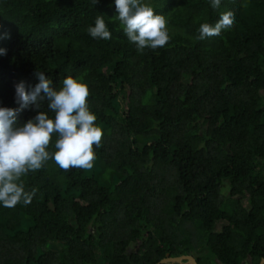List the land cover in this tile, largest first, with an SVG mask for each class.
Here are the masks:
<instances>
[{
	"label": "trees",
	"instance_id": "16d2710c",
	"mask_svg": "<svg viewBox=\"0 0 264 264\" xmlns=\"http://www.w3.org/2000/svg\"><path fill=\"white\" fill-rule=\"evenodd\" d=\"M143 2L170 40L141 53L115 0H0V107L19 109L15 85L31 90L37 71L57 88L71 75L103 130L93 168L50 159L22 177L30 204H0V264H157L203 247L216 261L200 264L264 257V0ZM226 11L233 27L198 39ZM98 15L109 40L87 31Z\"/></svg>",
	"mask_w": 264,
	"mask_h": 264
},
{
	"label": "clouds",
	"instance_id": "9594fccd",
	"mask_svg": "<svg viewBox=\"0 0 264 264\" xmlns=\"http://www.w3.org/2000/svg\"><path fill=\"white\" fill-rule=\"evenodd\" d=\"M97 2L93 0L95 5ZM220 4L221 0H211L213 8ZM115 8L125 35L141 53L145 48L155 50L169 42L166 19L143 0H115ZM234 23V13L226 11L215 25L201 23L198 39L220 36ZM87 31L94 39H111L103 15H98L94 26H89ZM6 53L5 48H0V55ZM36 75L39 83L31 90L24 81L15 85L19 109L0 107V204L5 208L32 202L37 190L26 191L22 182V177L29 172L42 169L50 159L65 171L91 169L95 160L93 146H101L103 130L96 125L97 117L89 108L87 84L68 75L57 88L45 72L37 71ZM45 99L54 116L49 111H40L33 119L16 126L20 110L31 104L39 107ZM54 134L55 151H49Z\"/></svg>",
	"mask_w": 264,
	"mask_h": 264
},
{
	"label": "water",
	"instance_id": "95a60500",
	"mask_svg": "<svg viewBox=\"0 0 264 264\" xmlns=\"http://www.w3.org/2000/svg\"><path fill=\"white\" fill-rule=\"evenodd\" d=\"M157 264H199L196 258L191 254H181L178 256H172L167 253L166 257L161 259ZM259 264H264V257Z\"/></svg>",
	"mask_w": 264,
	"mask_h": 264
},
{
	"label": "rangeland",
	"instance_id": "374dc122",
	"mask_svg": "<svg viewBox=\"0 0 264 264\" xmlns=\"http://www.w3.org/2000/svg\"><path fill=\"white\" fill-rule=\"evenodd\" d=\"M224 184H225V185L223 186L222 189H223V192L226 193L227 190H228V185H227L226 183H224ZM195 253H196V254L199 253L198 255H199V256H202V257H203V256L206 257V255H207V257H209L210 259L216 261V259L214 258V256H213L211 253H209L204 247L201 248L200 250L197 249Z\"/></svg>",
	"mask_w": 264,
	"mask_h": 264
},
{
	"label": "flooded vegetation",
	"instance_id": "af4514ba",
	"mask_svg": "<svg viewBox=\"0 0 264 264\" xmlns=\"http://www.w3.org/2000/svg\"><path fill=\"white\" fill-rule=\"evenodd\" d=\"M199 253H195V254H192L195 258H196V260H197V262L199 263V261H200V259H199V255H198ZM200 264V263H199Z\"/></svg>",
	"mask_w": 264,
	"mask_h": 264
}]
</instances>
